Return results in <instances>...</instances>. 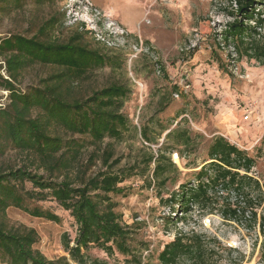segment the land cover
Segmentation results:
<instances>
[{
    "label": "trees",
    "instance_id": "1",
    "mask_svg": "<svg viewBox=\"0 0 264 264\" xmlns=\"http://www.w3.org/2000/svg\"><path fill=\"white\" fill-rule=\"evenodd\" d=\"M26 1L0 3L18 11ZM52 1L36 0L40 5ZM224 1L219 8L230 22L222 31L221 47H232L238 60L264 66V0ZM57 24L52 16L33 37L14 35L0 42L4 62L0 70L7 75L0 74V88L9 92L7 104L0 107V159L10 151L20 155L18 166L0 169V259L7 264H109L90 255L96 249L109 259L124 257V264H144L132 245L134 230L124 223L114 197L126 196L130 187L125 184L134 176L145 177L152 165L149 187L165 189L179 172L173 152L183 147L184 151L175 152L182 160L185 151L196 147L195 140L189 131L174 129L166 136L174 144L170 151L159 149L132 166L120 167L114 147L105 142L121 143L129 132L131 123L123 108L131 91L112 84L86 97L78 93L81 79L112 65L113 59L91 48L85 41L87 32L58 41ZM35 66H52L59 72L25 91L19 89L23 73ZM140 135L144 142H154L147 127ZM208 157L196 179L164 201L170 217L163 220L176 223L195 211L201 218L218 213L224 222L245 225L248 231L260 223L264 231V183L253 176L256 159L223 137L213 139ZM99 162L100 168L93 172ZM48 199L69 212L77 226L74 239L68 233L62 236L66 256L54 260L35 249L36 230L8 220V211L18 209L33 218L61 223L55 213L30 207ZM174 234L159 253V264H221L224 252L230 264L241 263V258H232L239 252L206 233Z\"/></svg>",
    "mask_w": 264,
    "mask_h": 264
},
{
    "label": "rangeland",
    "instance_id": "2",
    "mask_svg": "<svg viewBox=\"0 0 264 264\" xmlns=\"http://www.w3.org/2000/svg\"><path fill=\"white\" fill-rule=\"evenodd\" d=\"M223 2L54 0L40 5L27 0L18 11L0 3V42L14 35L31 38L45 21L56 16L54 37L58 41L67 42L75 33L87 32L85 41L91 48L113 59L112 65L81 79L77 92L86 97L112 84L131 91L123 108L131 123L129 132L121 143L105 142L114 147L120 167L132 166L159 149L170 151L174 144L166 136L174 129L189 131L195 140L196 147L185 151L182 160L175 152L184 151L183 147L173 152L179 172L172 175L165 189L149 187L152 165L145 177L134 176L125 184L130 187L126 196L114 197L124 223L134 230L132 245L144 264H159L158 255L174 240V233L193 230L239 247L232 258H241V263L233 264H264V234L258 226L248 231L224 222L218 213L201 218L197 211L176 223L163 220L170 217L164 201L181 185L196 179L200 166L209 160L208 150L216 137L227 139L256 159L253 176L264 183V66L246 58L238 60L232 47H221L222 31L230 22L219 8ZM58 72L52 66H35L23 73L17 87L25 91ZM0 74L7 78L5 69ZM8 95L0 88V107L7 104ZM143 127L149 129L152 144L142 139ZM19 160L20 155L10 151L0 159V169L16 167ZM100 166L99 162L92 171L97 172ZM30 207L49 210L62 221L56 224L10 209L9 223L36 230L39 243L35 249L49 260L66 256L62 236L68 233L74 239L77 230L69 212L51 199L30 203ZM223 254L226 257V252ZM90 255L109 264H124L119 255L116 260L109 259L96 249ZM225 257L221 264H230ZM0 264L7 263L0 259Z\"/></svg>",
    "mask_w": 264,
    "mask_h": 264
},
{
    "label": "built area",
    "instance_id": "3",
    "mask_svg": "<svg viewBox=\"0 0 264 264\" xmlns=\"http://www.w3.org/2000/svg\"><path fill=\"white\" fill-rule=\"evenodd\" d=\"M180 216H182V214H180ZM232 224H235V223H232ZM238 228H239V226H241V227H243V228H245V225H236ZM257 226L259 227V229H260V234L262 233V234H264V231H261V226H260V223H258L257 224ZM256 228V227H255ZM264 229V228H263ZM194 231H196V230H194ZM175 235V234H174ZM175 238V237H174ZM220 240V239H219ZM221 241V240H220ZM222 243H224L223 241H221ZM226 243V244H225ZM224 243V246H226V247H228V248H230V249H232V250H234V251H237V252H239V247H236V246H231V245H229L227 242H225ZM261 264V263H260Z\"/></svg>",
    "mask_w": 264,
    "mask_h": 264
}]
</instances>
